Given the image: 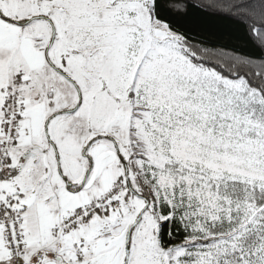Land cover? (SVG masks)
I'll return each instance as SVG.
<instances>
[{
  "label": "snow or ice",
  "instance_id": "obj_1",
  "mask_svg": "<svg viewBox=\"0 0 264 264\" xmlns=\"http://www.w3.org/2000/svg\"><path fill=\"white\" fill-rule=\"evenodd\" d=\"M0 264H264V0H0Z\"/></svg>",
  "mask_w": 264,
  "mask_h": 264
}]
</instances>
